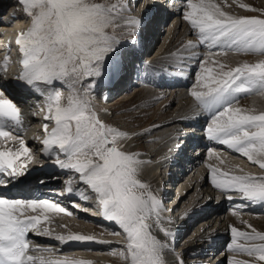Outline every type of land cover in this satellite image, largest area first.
Returning a JSON list of instances; mask_svg holds the SVG:
<instances>
[{"label": "snow or ice", "instance_id": "1", "mask_svg": "<svg viewBox=\"0 0 264 264\" xmlns=\"http://www.w3.org/2000/svg\"><path fill=\"white\" fill-rule=\"evenodd\" d=\"M237 2L240 8L258 14L225 11L222 4L231 7L227 0H183L180 4L175 0H17L30 23L15 39L20 54L17 75L6 81L0 72V137L16 139L6 129L23 126L13 89L40 97L45 103L40 109L45 121L40 152L53 169L68 177L61 181L63 189L54 190V195L69 197L71 205L4 194L2 190L26 181L35 155L22 139L20 149L0 150V264H93L82 258L32 254L54 251L32 245L30 235L51 237L49 229L40 230L41 222L49 221V213L71 216L70 207H81L75 198L94 202L103 218L124 234L118 252L121 264H186L183 254L177 252L174 222L165 216L171 209L143 178L151 161L143 158L146 153L129 148L133 139L148 137L165 125L153 123L138 132L124 130L105 119L109 113L98 107L95 94L123 71L126 53L136 54L153 9L179 15L196 39L183 41L175 52L161 58L167 67L146 59L134 67L145 78L190 75L191 109L194 119H205L203 138L264 169V110L240 104L245 96H264V8ZM140 6L143 13L134 15ZM230 52L259 58L235 65L218 58ZM9 60L5 58V69ZM173 139L177 141L175 148L181 150L183 138L177 134ZM208 155L216 153L210 149ZM208 167V182L217 190L235 193L225 198L239 200L236 207L264 206V174ZM45 183L38 181L39 185ZM246 229L231 226L225 250L251 259L233 255L225 258L227 264H264V231L251 223ZM54 239L65 244L111 243L78 232Z\"/></svg>", "mask_w": 264, "mask_h": 264}, {"label": "rangeland", "instance_id": "2", "mask_svg": "<svg viewBox=\"0 0 264 264\" xmlns=\"http://www.w3.org/2000/svg\"><path fill=\"white\" fill-rule=\"evenodd\" d=\"M220 1L221 0H217L218 3ZM3 2L5 3L6 1H3ZM243 2L248 3V4H252L257 8H264V0H243ZM7 3H9V5H11V7H12L11 9L14 10V12L22 13L24 15L23 16L24 17L23 19L25 20L24 25L27 28L30 21L26 18L24 11H23V8L17 3V0H9V2L7 1ZM227 4L231 5V7H227L224 4H222V7H224L225 11H228V12H230L232 14H236V15H247L246 12H248V11L240 8L238 6L237 0H227ZM140 8L141 7H138L133 14L137 16L138 15L137 12H139L138 10ZM10 13L13 14V12L11 10H10ZM253 14L257 15L258 13H252V15ZM168 17H170V18H168ZM168 17H167L168 19L166 18L165 21H156L155 20L152 22L151 28L154 26H158V33L154 36L153 39H152V37H150L152 34H150L148 36L150 38L145 40L146 42H144L145 47H148V51L145 54V55H147L146 60L157 61L158 66L163 65L165 67H167V63L165 62V60H163L161 58L166 57L170 52H175L178 49V47H177L178 44H181L183 41H186V39L184 37H182V35L185 34L184 32L186 31V29H189V25L182 20L181 16H179V15L171 16L169 14ZM3 31H4L3 33L6 32L5 30H3ZM188 33L190 35V39H192V40L196 39L195 35H192L190 32H188ZM149 44L150 45L152 44L151 47H149ZM201 51H204V49H201ZM228 55H233V56L235 55L238 57V59L240 57L241 58L245 57L244 55H240V54H236V53H232V52H230ZM250 57H252L255 60L259 58L256 56H250ZM129 59H130V57H128L126 59L128 61V63L127 62L125 63L123 71L118 76H116L118 78H115L116 81H115L113 87L110 88L112 90L115 87L117 89V92H115L109 98L104 99L103 95L101 94V90H102V87H101L95 94V100H96L98 107H100L102 104L104 106L102 109H107V111L109 113V115H107L105 117V119H108L109 121L115 123L116 125H118L119 127H121L124 130L137 131L138 132V131L142 130L143 128L149 127L153 123H156L159 125H165V123H166L165 120L172 117V116L173 117L175 116V118H178V117L181 118V115H182L183 110H184V109L183 110H181V109L183 107H187L188 105H191V103H192V98L189 95V89H190V86L193 84V78L190 75L185 74L186 79L183 82L185 84H183L182 86L176 85L175 87H174V85L163 86L162 83H160V81H162V79L164 80V77H155V78L154 77H147V78L142 77L138 80H133V79H130L129 71H128L130 69L129 63L131 61V60L129 61ZM239 61H241V60H239ZM15 67H17V66L16 65L13 66V68H15ZM173 71H175V69H173ZM176 75H179V74H176ZM149 81H152V82H149ZM103 87L109 89V87H107V86H103ZM178 89H182L184 91L181 96H179L177 94ZM62 91H64L65 93L67 92L66 89H62ZM254 96H258V95H249V96L243 97L241 99L243 102L242 105L246 106L247 102L250 101L249 99L251 97H254ZM158 97H162V98L157 100ZM107 101H108V103L105 104V102H107ZM19 106L21 107V109L24 108V105L22 102L19 103ZM134 106H140V107L137 111H132ZM145 113H146V115H142ZM186 113L188 116L187 119L191 120V118L193 116V115L191 116V113H192L191 107L189 108V110ZM163 114H166V115L168 114V116H165L166 119L160 118V115L163 116ZM176 115H177V117H176ZM185 116L186 115H184L183 118ZM31 121H32V119L27 121V122H31ZM34 121H35L34 122L35 124L32 126L33 128L35 126L39 125V122L37 120L34 119ZM195 121H198V120L196 119ZM185 122L189 123V121L186 120V121L181 123L180 127L185 125L184 124ZM32 123H33V121H32ZM204 123H205V119L199 123V125H200L199 131L201 133H204L203 128H202V125ZM175 131H176L175 128L173 131L171 125H165L164 127H161L158 130H156L155 132H153L150 136L144 137L142 140H137L136 138L133 139L132 141L129 142V148H130V150L141 151L143 153H146V156H148L154 150L157 152V151H160L161 149L165 148L167 143L170 141L171 137L175 134ZM36 147H38V145ZM2 148L0 146V150H6V149H4V148L2 149ZM210 149L214 150L216 153V155H213V157L208 155ZM33 154L35 155L36 161L41 159V154L38 153V151L36 153H33ZM146 156H144L143 158L146 159L147 158ZM224 158L225 159H227V158L231 159L232 161H235V162H240V164H242L248 170H251L252 174H256V175L264 174V169H260L258 165H255V164L249 162L242 155L237 154L234 151L225 148L224 146L215 147V146L209 145L206 147V150L204 151V154L201 157V159L199 158L200 160H198V161L200 164L198 165V167L196 169H194L193 171L187 169V173H186L187 176L183 177L184 176L183 175L180 178V180H178V181L182 180L180 185L176 186V188L173 191V194L172 193H170L171 195L169 194L170 197H167V202H165V203L163 202L164 206L166 208L170 209V204H172V202L175 201V197L173 195H178L177 190L180 188V186H185V183L187 182V180H189L190 178L193 177L192 191L189 193V195L187 197H185L183 199V202L180 204V206L174 210V215H171V211L168 212V214L170 216H172L173 219L176 217V214H178L180 212L184 213L186 210H188L195 201H197L200 197H202L205 194L206 189L201 188L202 187L201 181H203L205 178V176H204L206 173L205 167L208 165L207 164L208 161H210L209 165L218 167L222 170L228 169L231 171H235L234 168H232L230 165L227 164V162ZM152 168H153L152 162H150L149 164L146 165L144 172H143V178L146 181L150 182L155 189H157V186L155 184L161 182V180L163 178L161 176H158V178H157L159 171L156 172ZM164 169L165 168H161L162 172ZM153 180L155 182H152ZM163 181L165 182V180H163ZM168 185L169 184H166L165 186H168ZM164 187H163V189H164ZM166 190H168V189H166ZM158 192H160V190ZM213 194H214V197H213L214 202L213 203L214 204L216 203L215 205H218L217 203H219L218 202L219 198H217V202H216V196L219 194V191L215 190V192ZM77 203H80V205H81V207L78 210L83 212L85 215L88 216V215H92V214L97 213L96 212L97 207L94 206V202L85 203L82 200H78ZM91 203H92V206L90 205ZM168 204H169V206H168ZM175 211H176V213H175ZM241 213H242V215H241L242 218L253 219L252 215H254V216H257L260 220H264V214H261V213L249 212V211H243ZM89 219L91 221H94L93 223H95V224L99 223L96 221V219H93L91 217ZM203 219L204 218H199V219H196L194 222L190 223V225L188 224L184 233L179 238L178 237L176 238L177 250L182 249L183 246L187 243V241L194 238L196 235H198V233H201V234H199L200 236L202 235V232H203L202 230L204 229ZM214 221L212 222L213 224H211V228L207 231L217 229L221 226L220 225V223H222L221 221H217V220H214ZM41 224L48 226L46 228L50 229V231L52 233L57 232L58 235L67 234L68 231L69 232H79V231L72 230L71 228L68 229L67 227L60 228L58 226V224L64 225V223L62 222V220L60 218H58L56 216L50 217L49 221H42ZM100 224H104V226L108 227V228L113 227V226L112 227L107 226V225H105V223H99V225ZM117 232H120V229L114 228V233H117ZM117 236L120 237V239H119V240H121L120 243H124V234L122 232H120L119 235H115V234L113 235L112 234L110 236H107L106 238H108L109 240H118ZM96 237H99V236H96ZM205 242H207V241H205ZM120 243L114 244L113 246H111V245L101 246L100 248H95V251H94V249H91L90 251L85 250L83 252L81 250H79V251H81L82 255L84 253H87L88 254L87 256H89L87 258H94V260H95L94 264H121L120 258L118 256V252L120 251V247H119ZM51 244L53 247L57 245V244H53V243H51ZM223 249H224L223 247H220L216 251L214 250V253L211 251L212 254H208L209 253V252H207L208 249L205 250L206 252H203L205 254L204 257H200V258L203 259L207 255H210V257H211V259H207V260H205V262H203L202 260L199 261L201 263H199L197 260L195 262L192 261V258H193L192 255H195L196 252L195 253L194 252L187 253L184 257V260H185L186 264H198V263L199 264H211V263L217 264V259L219 257H221V255H222L221 252H223ZM75 253H77V254L79 253V255H81L80 252H78L77 250H73V251L69 252V254H75ZM242 255L245 257H248L246 254H241V256ZM190 256H192V258H190ZM195 258H199V257H195ZM247 259H251V258L248 257ZM225 264H227V263H225Z\"/></svg>", "mask_w": 264, "mask_h": 264}, {"label": "bare ground", "instance_id": "3", "mask_svg": "<svg viewBox=\"0 0 264 264\" xmlns=\"http://www.w3.org/2000/svg\"><path fill=\"white\" fill-rule=\"evenodd\" d=\"M3 1H6V2L4 3ZM7 1L9 2V0H0V2H1L0 3V15L6 16L8 14V12L10 13V10L13 12V14H11V16H10V22L9 23L0 24V27H3L4 30L6 31L5 33H3V35L0 33V46L3 47V45H5L7 43V45L9 44V47L12 50V49H15L14 46L16 47L15 39L17 37V34L21 30L26 29V26L24 25V21H25L23 19L24 15L22 13L14 12V10L11 9L12 8L11 5H9V3H7ZM146 1H148V0H146ZM180 3H183V0H179V4ZM138 11H140V13L137 12V11L136 12L141 15L142 12L144 11V8H140ZM156 11H160V9H153L154 13ZM246 13H247V15H252V13L249 12V11L246 12ZM140 15H137V16H140ZM166 18H167V15H164V16L163 15H159V17L156 18V19H158L157 21H165ZM168 18H170V17H168ZM153 21H155V20H152V21L148 22L147 26L145 27V29L142 32V38H145V40L149 39L150 37H152V39H153L154 36L158 33V26H154V27L151 28V25H152ZM188 32H189V29H186V31L184 32L185 34L182 35V37H184L186 40L190 39V35H189ZM150 34H152V35L150 37H148ZM151 45L149 44V47H151ZM179 46H180V44H178L177 47H179ZM6 49H8V48H6ZM8 53L9 52L0 54V60H1V57L4 56V58L10 57L9 61H12V62L9 63L10 64L9 74L7 73V74L4 75L5 80L6 79L10 80L12 77L16 76L18 71H19V60L20 59H18V61H16L15 59L11 60V56L6 55ZM128 57H130L129 61L131 59H133L132 55H129V54L126 55L124 64L126 62L128 63V61L126 60ZM218 58L224 60L227 63H231L233 65H235L237 62H239V60H244V59H248L249 61H255V59H253L250 56H245V57H242V58L240 57L238 59V57L235 56V55L234 56L233 55H228L227 57H218ZM130 63H132V62L130 61ZM15 65L17 67L13 68V66H15ZM0 67H2V66L0 65ZM130 68H131V64H130ZM173 76L181 77L180 75H173ZM164 77H165V81H166L171 76H164ZM115 78H117V77H115ZM177 80L173 79L172 82H168L167 81L166 83H170V84L171 83L172 84L175 83V84H177L179 86H182L183 82L182 81L179 82ZM111 87L112 86H110V88ZM103 89L108 90V88L102 87V90ZM102 90H101V92H102ZM183 92L184 91L182 89H178L177 94L179 96H181ZM14 94L17 97H19V95H21V94L24 95V96L26 95L25 93H20V92H17V93H14ZM26 96L27 97H30V96L34 97V95H30V94L26 95ZM37 99H40V97L37 98ZM249 100L250 101L247 102V105L245 107L256 108L258 110H264V96H260V95L254 96V97H251ZM16 102L18 103V106H19V103L22 102L24 107H25V102L23 100L17 99ZM106 103H108V101L105 102V104ZM242 103L243 102L241 100L240 104L242 105ZM190 107H191V105H188L187 107H183L181 109V110L184 109L183 113L181 115V118L180 117L175 118V116L174 117L172 116V117L166 119L165 116H168V114L167 115L163 114V116L160 115V118L161 119H166L165 120V122H166L165 125H171L173 131H174V128H175V130H177V128H179V126L181 125V122H177V123L171 124L170 121H174V120L175 121H180L183 118L184 115H186L184 118H187L188 116H187L186 112L189 110ZM21 110H23V109H21ZM192 115H193V112L191 113V116ZM22 116H23V126H22V128H20L21 131H22L21 134H16V136H15V137H17L16 139H10L8 141H0V144H1L0 146H1V148L3 147L6 150L7 149H11L13 151H16V150L20 149V147H21V142L20 141L22 139L23 141L27 142V146L31 148L32 152L36 153L37 150H38V148L36 147L37 146L36 143L33 142L32 140H30L29 138H27V134L32 132V131H34V128L32 126L35 124L34 123L35 121L32 119L33 123H32V121L31 122H27V121L31 120V117H29L28 115L25 116L23 114H22ZM176 117H177V115H176ZM195 120L196 119H194V123H195ZM202 120H204V118L198 119V121H202ZM188 125L189 124H187V126L185 125V127H191V126H188ZM187 130H189V129H187ZM143 138L144 137H137L136 139L137 140H142ZM203 153H204V150L200 153L199 156H196V157H194L192 159V165H191V168L189 170L193 171L194 169H196L198 167V165L200 164L198 160L201 159V157L203 156ZM159 156H161V150L157 151V152L154 150L152 153H150L148 156H146V157H149L150 159L153 158L152 161H155V163L152 165V167H153L152 169H154V171H156V172L160 171V167H161V165L163 163L162 161L159 160ZM21 159H24V158L22 157ZM225 160H226L227 164L230 165L235 170L242 168V169H244L245 172L251 173V170H248L246 167H244L242 164H240V162H235V161H232L231 159H228V158L225 159ZM38 161H36L34 159L31 163H29L28 167L36 165ZM209 163H210V161L207 162L208 165L206 164L207 166L205 167V171H206L205 178H204L203 181H201V183H202V187L201 188L202 189H206L205 190V194L202 197H200L197 201H195L192 204V206L188 210H186L183 214L180 213L181 217H179V216L177 217L179 221H177L176 223L172 224V228L174 226H176V224L178 222L180 224L182 223V225L184 226L183 229H181L182 230L181 233L178 235V238H179L183 234V232L186 230L188 224L190 225V223L194 222L196 219L204 218L203 219V224H204L203 227H204V229L202 230L203 231L202 235L200 236L199 234H201V233L197 232L198 235H196L191 240H188L187 243L183 246V248L180 249V250H177V252L178 253H182L183 254V258L189 252H194V253L196 252L195 255H192L193 258H192V256H190V258H192V261L195 262L197 260L199 262L200 260H202L203 262H205V260L211 259V257H210V255H207L206 256L207 258L205 257V258L201 259L200 257H204V255H205V254H201L202 252H206L205 250L208 249L207 250V252H209L208 254H212V252L214 253V250L216 251V249L218 247L219 248L223 247L224 248L223 252H221L222 255H221V257H219L217 259V264H225V263H227L225 258L226 257L231 258V256H233V255H235L236 259H247L248 257H245L243 255L241 256V254H233V253H229L228 251L225 250V244L230 239L229 234H228L229 231H230V227L231 226H236V227H238L240 229L247 230L246 227H245L246 224L247 223H251L255 228H257V230L264 231V220H260L257 216H254V215H252L253 219L242 218V216H241L242 215L241 212H243V211L257 212V213L264 214V210H262V208L260 206H258L256 208H253V209L248 208V207H236V205L240 204L239 200L229 201L228 199H226L224 197L223 198L219 197V200H218L219 203H217L218 205H215L213 203L214 199H213V194H212V191H213L212 189H215V188H214V186H212L208 182V175H209V172H210V169L208 167ZM186 173H187V171L182 173L180 175V178L183 175H184L183 177H186L187 176ZM160 175H161V173L159 172L158 175H157V178ZM180 178H178L177 180H175L173 182V184H171V186L172 185H174V186L170 190L169 189L166 190V188H165V190L162 191V189H163V187H164V185L166 183L163 180H161V182L155 184L157 186V190L158 191L160 190L159 195L162 198L164 203L167 202V197H170V195H171L170 193L173 194V191L176 188V186L180 185V183L182 181V180L178 181V180H180ZM152 182H155V181L153 180ZM192 188H193V177L190 178L189 180H187V182L185 183V186H180V188L177 190L178 192L176 191L178 193V195H175V196H177V197L179 196V199H178L177 204L172 207L171 215H174V210L180 206V204L183 202V199L185 197H187L189 195V193L192 191ZM3 192H4V194L9 195V196H13V197H17L18 196V195L14 196L13 194H11V192H8V191H3ZM25 193H27V191H25ZM60 203L65 205V206H69L67 204V201H65V202L61 201ZM90 205L92 206V203ZM69 210L72 211V213H73L71 216L67 215L66 213H49V217H55L56 216V217L60 218L62 220V222L64 223V225L63 224H58V226L60 228L67 227L68 229L71 228L72 230L79 231L80 233H83V234L96 235V236H99V238H101V239H103L105 241H109L111 243L101 244V243H93V242H86V243L68 242L66 244L64 243V247L60 248L58 251L38 252V253H35L34 255H38V256L39 255H43L45 257H49V256L64 257V256H67L69 258H78V259L82 258V259L90 260L94 264V261H95L94 258H87V257H89V256H87L88 254L84 253L82 255L81 251L82 252L85 251V250L90 251L91 249H94V251H95V248H100L101 246H107V245L113 246L114 244L120 243L121 240H119L120 239L119 236H117L118 240H109L108 238H106L107 236H110L112 234L114 235V228H118L112 222L105 223V222H102V221L96 219V221L99 222V223H105V225L111 226V227L113 226L112 227L113 229L105 227L104 224H100L99 225V223L98 224L93 223L94 221H91L89 219L91 216H89V215L87 216L83 212L78 211L75 208H71L70 207ZM195 213L198 216L197 217H192ZM91 218L95 219V217H91ZM214 220L221 221L222 222V223H220L221 226L220 227L218 226L219 228L216 227L217 229H213V230L207 231V230H209L211 228V224H213L212 222ZM39 227H40L41 231L46 228V226H44V225L39 226ZM178 227L179 226H177V228ZM69 233L70 232L68 231L67 234H63V235L67 236ZM51 234H52L51 237H47V236H43V235H40V236L31 235V238L36 240L37 242L51 243L50 240H55L54 237L56 235H58V233L57 232L56 233L55 232H53V233L51 232ZM205 241H207V242H205ZM255 242L259 243V241H255ZM241 243H248V242L242 240ZM121 244H123V243H120V245ZM73 250H77L78 252H80L81 255H79V253L78 254L77 253L68 254L70 251H73ZM79 250H81V251H79ZM195 257H199V258H195ZM199 263H201V262H199ZM211 264H213V263H211Z\"/></svg>", "mask_w": 264, "mask_h": 264}]
</instances>
